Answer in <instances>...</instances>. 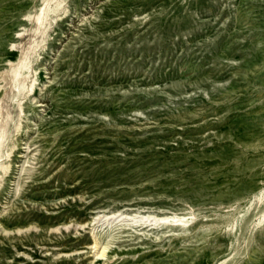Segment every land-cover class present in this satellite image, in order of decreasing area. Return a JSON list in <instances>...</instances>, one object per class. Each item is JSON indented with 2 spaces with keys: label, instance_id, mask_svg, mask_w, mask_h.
<instances>
[{
  "label": "rangeland",
  "instance_id": "rangeland-1",
  "mask_svg": "<svg viewBox=\"0 0 264 264\" xmlns=\"http://www.w3.org/2000/svg\"><path fill=\"white\" fill-rule=\"evenodd\" d=\"M0 264H264V0H0Z\"/></svg>",
  "mask_w": 264,
  "mask_h": 264
},
{
  "label": "bare ground",
  "instance_id": "bare-ground-1",
  "mask_svg": "<svg viewBox=\"0 0 264 264\" xmlns=\"http://www.w3.org/2000/svg\"><path fill=\"white\" fill-rule=\"evenodd\" d=\"M116 213V212H115ZM111 216L114 214V212L113 213H109ZM120 214V213H119ZM108 215V214H107ZM106 215V216H107ZM116 215V214H115ZM114 215V216H115ZM100 216V215H99ZM99 216H97V217H99ZM102 216V215H101ZM104 216V215H103ZM131 216V215H130ZM167 216V215H166ZM161 217V216H159V217H161V219H159V220H155V223H168L169 225H171V224H173V225H176V226H182L183 225V223L186 221V218L187 217H185V216H181V217H177L176 219L175 218H173V216L172 217ZM102 218V217H101ZM100 218V219H101ZM107 218H109V217H107ZM145 218V217H144ZM148 218L149 217H147V220H148ZM151 219H153V218H151ZM146 220V219H145ZM151 220H149V222H150ZM145 222V221H144ZM143 222V223H144ZM155 223H153V225H155ZM147 225H149V224H147ZM152 225V224H151ZM94 244H93V248H96L97 247V242H96V240H94V242H93ZM97 252H96V256H104V250H101L100 249V251H99V249H97L96 250Z\"/></svg>",
  "mask_w": 264,
  "mask_h": 264
}]
</instances>
